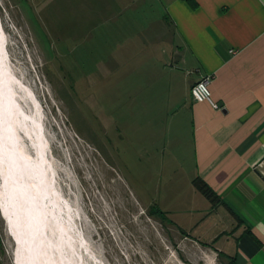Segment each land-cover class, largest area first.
<instances>
[{
	"label": "rangeland",
	"instance_id": "rangeland-1",
	"mask_svg": "<svg viewBox=\"0 0 264 264\" xmlns=\"http://www.w3.org/2000/svg\"><path fill=\"white\" fill-rule=\"evenodd\" d=\"M131 1L133 11L117 0L111 12L110 0H0L11 69L36 98L49 141L61 217L81 236V264H231L218 244L196 240L158 205L168 182L179 202L192 194L188 114L179 109L180 83L146 90L132 78L155 44L175 67L168 53L176 46L160 9ZM0 238L13 264L1 215Z\"/></svg>",
	"mask_w": 264,
	"mask_h": 264
},
{
	"label": "crops",
	"instance_id": "crops-1",
	"mask_svg": "<svg viewBox=\"0 0 264 264\" xmlns=\"http://www.w3.org/2000/svg\"><path fill=\"white\" fill-rule=\"evenodd\" d=\"M110 1L109 10L118 11L119 2ZM133 4L127 0L125 11H133ZM148 5L157 6L171 27L176 53L168 54L176 66L167 68L166 51L155 44L144 60H157L152 86L144 61L131 76L141 78L146 90L165 91L172 83L175 91L182 85L179 109L188 114L184 137L192 171L186 204L168 182L158 205L169 216L178 214L177 226L196 240L218 244L231 264H264V0H148ZM168 69L174 76L169 82ZM205 76L217 108L191 97L190 88ZM199 181L212 190L211 199L196 188ZM0 264H7L1 238Z\"/></svg>",
	"mask_w": 264,
	"mask_h": 264
},
{
	"label": "bare ground",
	"instance_id": "bare-ground-1",
	"mask_svg": "<svg viewBox=\"0 0 264 264\" xmlns=\"http://www.w3.org/2000/svg\"><path fill=\"white\" fill-rule=\"evenodd\" d=\"M53 180L36 98L11 69L0 24V215L13 241V264H81L75 246L82 239L61 217ZM44 224L49 235L41 253L33 227Z\"/></svg>",
	"mask_w": 264,
	"mask_h": 264
},
{
	"label": "built area",
	"instance_id": "built-area-1",
	"mask_svg": "<svg viewBox=\"0 0 264 264\" xmlns=\"http://www.w3.org/2000/svg\"><path fill=\"white\" fill-rule=\"evenodd\" d=\"M210 80L211 78L209 76L202 77L191 87L190 94L195 102L206 101L214 108H217V105L211 100L210 91L208 88Z\"/></svg>",
	"mask_w": 264,
	"mask_h": 264
},
{
	"label": "water",
	"instance_id": "water-1",
	"mask_svg": "<svg viewBox=\"0 0 264 264\" xmlns=\"http://www.w3.org/2000/svg\"><path fill=\"white\" fill-rule=\"evenodd\" d=\"M10 167H12V169H13V166L11 164L9 165V168ZM23 172H24V170H23ZM26 182H27V180H26ZM38 225H39V221H38ZM33 233H35V235H36V240L39 238V241H40L39 250H40V252L41 253H42V251L45 252L43 240L47 237V235H49L48 230L46 229V225L45 224L42 225L41 228L39 226L37 228L33 227Z\"/></svg>",
	"mask_w": 264,
	"mask_h": 264
},
{
	"label": "trees",
	"instance_id": "trees-1",
	"mask_svg": "<svg viewBox=\"0 0 264 264\" xmlns=\"http://www.w3.org/2000/svg\"><path fill=\"white\" fill-rule=\"evenodd\" d=\"M195 185L196 188L208 199H211V197L214 195L212 190L203 182H195ZM152 213L163 218V213L158 208L152 209Z\"/></svg>",
	"mask_w": 264,
	"mask_h": 264
}]
</instances>
